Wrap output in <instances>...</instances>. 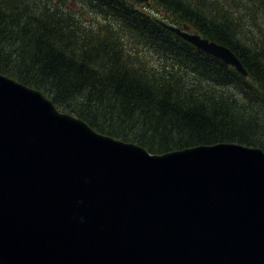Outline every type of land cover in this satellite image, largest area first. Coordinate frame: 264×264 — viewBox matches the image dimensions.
<instances>
[{
  "label": "water",
  "instance_id": "1",
  "mask_svg": "<svg viewBox=\"0 0 264 264\" xmlns=\"http://www.w3.org/2000/svg\"><path fill=\"white\" fill-rule=\"evenodd\" d=\"M160 24L248 75L229 48ZM0 264H264V150L151 154L0 73Z\"/></svg>",
  "mask_w": 264,
  "mask_h": 264
},
{
  "label": "trees",
  "instance_id": "2",
  "mask_svg": "<svg viewBox=\"0 0 264 264\" xmlns=\"http://www.w3.org/2000/svg\"><path fill=\"white\" fill-rule=\"evenodd\" d=\"M128 2L0 0V73L152 154L264 150V0H149L161 17ZM160 20L229 48L247 77Z\"/></svg>",
  "mask_w": 264,
  "mask_h": 264
},
{
  "label": "rangeland",
  "instance_id": "3",
  "mask_svg": "<svg viewBox=\"0 0 264 264\" xmlns=\"http://www.w3.org/2000/svg\"><path fill=\"white\" fill-rule=\"evenodd\" d=\"M136 4H137V3H136ZM137 8H139V9H141V10H145V11H147V12L153 14L154 16H155V15L158 16V17H161V16H162V14L157 13L156 9L151 8L150 6H148V5L144 4V3H138V4H137ZM259 21H260L262 27H264V18H260ZM250 23H251V19H250L249 15H248V16L244 19V21H243V25H244V26H249ZM125 142H126V141H125Z\"/></svg>",
  "mask_w": 264,
  "mask_h": 264
},
{
  "label": "bare ground",
  "instance_id": "4",
  "mask_svg": "<svg viewBox=\"0 0 264 264\" xmlns=\"http://www.w3.org/2000/svg\"><path fill=\"white\" fill-rule=\"evenodd\" d=\"M195 94V93H194Z\"/></svg>",
  "mask_w": 264,
  "mask_h": 264
}]
</instances>
